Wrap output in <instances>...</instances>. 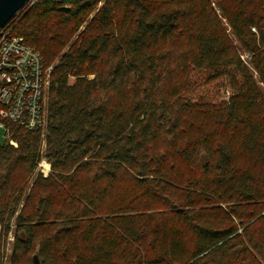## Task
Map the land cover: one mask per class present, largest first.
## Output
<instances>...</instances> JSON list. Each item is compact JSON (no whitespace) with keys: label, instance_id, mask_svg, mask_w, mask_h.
<instances>
[{"label":"trees","instance_id":"obj_1","mask_svg":"<svg viewBox=\"0 0 264 264\" xmlns=\"http://www.w3.org/2000/svg\"><path fill=\"white\" fill-rule=\"evenodd\" d=\"M30 2L47 124L0 144V264L10 233L13 264H264V0Z\"/></svg>","mask_w":264,"mask_h":264},{"label":"built area","instance_id":"obj_2","mask_svg":"<svg viewBox=\"0 0 264 264\" xmlns=\"http://www.w3.org/2000/svg\"><path fill=\"white\" fill-rule=\"evenodd\" d=\"M13 30L9 23L0 29V129L6 142L17 148L12 125L28 132L46 129L52 68L37 48Z\"/></svg>","mask_w":264,"mask_h":264},{"label":"rangeland","instance_id":"obj_3","mask_svg":"<svg viewBox=\"0 0 264 264\" xmlns=\"http://www.w3.org/2000/svg\"><path fill=\"white\" fill-rule=\"evenodd\" d=\"M33 2L30 0L23 6V8L11 19L13 24H18L28 10L32 7ZM254 32H257L256 29H253ZM237 45V44H236ZM239 47V45H238ZM239 52L244 59V62L251 67L250 60L252 54L248 51H244L239 47ZM213 77V73L209 71H196L192 77V85L187 93V97L192 99L193 101H204L213 104H219L222 101L228 99V97L232 94L230 87L227 85L225 80H217V81H208L209 78ZM74 78H71V82H74ZM44 132V131H43ZM6 142L5 132L0 129V144H4ZM38 172L43 173L45 176H48L50 173V164L48 163L46 158L40 162L38 167ZM1 232V227H0ZM13 242L14 236L12 233L9 234L7 239V258L4 264H13Z\"/></svg>","mask_w":264,"mask_h":264},{"label":"water","instance_id":"obj_4","mask_svg":"<svg viewBox=\"0 0 264 264\" xmlns=\"http://www.w3.org/2000/svg\"><path fill=\"white\" fill-rule=\"evenodd\" d=\"M29 0H0V29L23 8Z\"/></svg>","mask_w":264,"mask_h":264}]
</instances>
